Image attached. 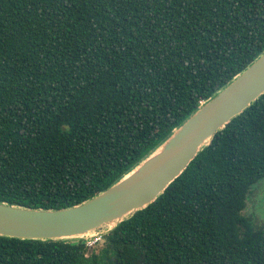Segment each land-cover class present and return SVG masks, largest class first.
Listing matches in <instances>:
<instances>
[{
    "label": "trees",
    "instance_id": "1",
    "mask_svg": "<svg viewBox=\"0 0 264 264\" xmlns=\"http://www.w3.org/2000/svg\"><path fill=\"white\" fill-rule=\"evenodd\" d=\"M263 52L264 0H0V203L89 200ZM262 178L264 93L94 247L0 236V264H264Z\"/></svg>",
    "mask_w": 264,
    "mask_h": 264
},
{
    "label": "water",
    "instance_id": "2",
    "mask_svg": "<svg viewBox=\"0 0 264 264\" xmlns=\"http://www.w3.org/2000/svg\"><path fill=\"white\" fill-rule=\"evenodd\" d=\"M264 93V52L202 102L145 159L112 186L72 207L43 210L0 203V236L84 242L147 207L232 118Z\"/></svg>",
    "mask_w": 264,
    "mask_h": 264
},
{
    "label": "rangeland",
    "instance_id": "3",
    "mask_svg": "<svg viewBox=\"0 0 264 264\" xmlns=\"http://www.w3.org/2000/svg\"><path fill=\"white\" fill-rule=\"evenodd\" d=\"M243 213L251 220L254 227H264V178L252 186Z\"/></svg>",
    "mask_w": 264,
    "mask_h": 264
},
{
    "label": "built area",
    "instance_id": "4",
    "mask_svg": "<svg viewBox=\"0 0 264 264\" xmlns=\"http://www.w3.org/2000/svg\"><path fill=\"white\" fill-rule=\"evenodd\" d=\"M103 239V235H95L91 238H88L86 241H85V246L88 247V248H91V247H94L96 244L100 243Z\"/></svg>",
    "mask_w": 264,
    "mask_h": 264
}]
</instances>
